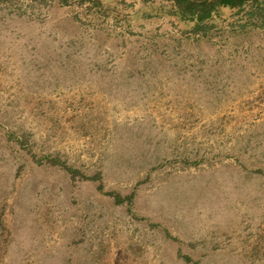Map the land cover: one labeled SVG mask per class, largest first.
I'll use <instances>...</instances> for the list:
<instances>
[{"label": "rangeland", "instance_id": "374dc122", "mask_svg": "<svg viewBox=\"0 0 264 264\" xmlns=\"http://www.w3.org/2000/svg\"><path fill=\"white\" fill-rule=\"evenodd\" d=\"M137 17L0 5V264H264V33Z\"/></svg>", "mask_w": 264, "mask_h": 264}, {"label": "trees", "instance_id": "16d2710c", "mask_svg": "<svg viewBox=\"0 0 264 264\" xmlns=\"http://www.w3.org/2000/svg\"><path fill=\"white\" fill-rule=\"evenodd\" d=\"M19 1L27 0H0V5ZM33 1L62 7L74 5L85 7L87 12L97 14V17L102 20L100 23L109 24L114 29L120 28L124 34H136L132 30L135 24L132 16L135 15H138L137 21L160 18L161 25L167 24L170 34H179L180 40L214 42L218 38L236 40L240 37H251L254 34L264 33V0ZM139 5H142L140 11ZM77 19L81 21L78 15ZM117 197L119 199L120 196ZM187 259L190 261L189 257Z\"/></svg>", "mask_w": 264, "mask_h": 264}]
</instances>
